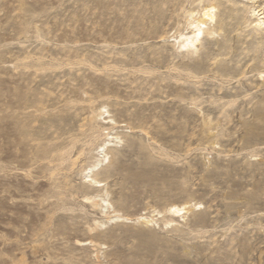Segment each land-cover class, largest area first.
<instances>
[{"label":"rangeland","instance_id":"obj_1","mask_svg":"<svg viewBox=\"0 0 264 264\" xmlns=\"http://www.w3.org/2000/svg\"><path fill=\"white\" fill-rule=\"evenodd\" d=\"M254 10L0 0V264H264Z\"/></svg>","mask_w":264,"mask_h":264},{"label":"bare ground","instance_id":"obj_2","mask_svg":"<svg viewBox=\"0 0 264 264\" xmlns=\"http://www.w3.org/2000/svg\"><path fill=\"white\" fill-rule=\"evenodd\" d=\"M253 14L256 17L255 20H254L255 24L258 25V26H263L264 27V14H263V12H259V10H254ZM203 16L212 17L209 8H205V10L203 11ZM204 22L205 21L203 19H197L196 21H194V30L191 31L190 35H187L185 37L186 45H194V43H196L198 36L203 32V28H201L200 25L203 24ZM88 173L85 174V179H86L85 181H89L94 186L100 185V182L97 181L94 178H90V175ZM171 208H172L171 210L174 213H179V212L184 211V207H182V206H180V207H171Z\"/></svg>","mask_w":264,"mask_h":264}]
</instances>
